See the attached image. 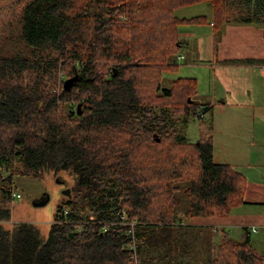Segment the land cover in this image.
<instances>
[{"label": "trees", "instance_id": "obj_1", "mask_svg": "<svg viewBox=\"0 0 264 264\" xmlns=\"http://www.w3.org/2000/svg\"><path fill=\"white\" fill-rule=\"evenodd\" d=\"M203 3L218 36L226 23H264V0L12 1L17 48L0 47V264H264L248 228L201 251L182 247L194 234L177 242L175 225L248 203L247 179L214 160L212 120L196 119L195 143L178 129L200 107L211 115L197 80L162 83L178 67L180 28L210 23L177 12ZM16 176L71 189L47 233L11 223Z\"/></svg>", "mask_w": 264, "mask_h": 264}, {"label": "crops", "instance_id": "obj_2", "mask_svg": "<svg viewBox=\"0 0 264 264\" xmlns=\"http://www.w3.org/2000/svg\"><path fill=\"white\" fill-rule=\"evenodd\" d=\"M203 4L207 8L201 9L208 13L210 23L179 30L183 45L178 60L186 72L181 77L197 80V101L208 105L213 114L214 160L230 165L247 179L248 203L229 217L194 218L190 225L195 227L177 228L184 231L177 242L190 234L198 237L192 246L182 243V247L197 251L208 248L215 237L225 232L234 237L243 228L255 226L259 231L254 235L264 233V201H254L257 194L252 189L264 186V23H226L218 36L212 23L213 10ZM199 133L200 130L198 139ZM184 134L193 140L192 128L185 129ZM252 242L264 250V237L255 243L252 236ZM204 261L200 257L193 264H206Z\"/></svg>", "mask_w": 264, "mask_h": 264}, {"label": "rangeland", "instance_id": "obj_3", "mask_svg": "<svg viewBox=\"0 0 264 264\" xmlns=\"http://www.w3.org/2000/svg\"><path fill=\"white\" fill-rule=\"evenodd\" d=\"M12 1L17 3V0H7L6 2L5 1L0 2V4L3 5L2 6L3 8L0 9V20L4 24V25L0 24V47L3 46L5 50L8 51L12 49L15 52L17 48V35H18L17 27H16L17 26V22H16L17 16L15 15V13H17V8L15 6H11ZM201 8L206 9L207 7L205 4H203L201 5V7L192 6V7L184 8V9H181L179 12H177L176 15L179 18H183V17L192 18V17H198V16L206 17L207 16L206 14L208 13ZM212 22H214V17H213ZM8 39L9 40L14 39V40L10 43H7ZM180 64L181 63L179 61L177 63L178 65L177 70L175 72H166L163 74L164 79L162 83L164 84L165 88H171L174 80L183 78L181 76L186 75V72L182 70L183 67H180ZM196 99L198 98L196 97ZM217 114L218 112L216 111V116ZM211 119L213 123V114L211 115ZM186 124L187 125H184L183 123L182 125V123H179L178 124L179 131L182 134H184L185 129L187 130V128H192L191 136L193 140L191 142H194V143L197 142L198 132L200 130V123L195 118H191L188 120ZM195 134H196V137H194ZM59 180L61 181V179ZM14 187L19 190L18 193H20L22 197L20 199L15 200V202L11 205V207H13V212H12L13 219L11 223L24 221V220L29 221V222H34V223L39 224L42 230L45 233H47L49 231L50 224L54 220L57 207L60 204H62L65 199V196L63 195L62 191L68 187L65 186V184H58L56 179H54L51 176L45 177L43 179H37V178L29 177V176H16L14 179ZM62 187H64L63 190H62ZM252 189L257 194V197L254 198V201L256 202L264 201V186L263 187L255 186V187H252ZM45 193H48L50 195V201L44 206H40V207L34 206V204L37 203V201H39V199L42 198ZM188 204L189 203L187 200H183L182 207L178 211V212H181L182 217L184 216L183 213L185 212ZM91 218L92 220L95 219L93 215L91 216ZM210 218H218V217H210ZM133 223L135 222H132V224ZM187 223H192V219L182 222L183 225L177 224L175 226L176 228H183V227H186ZM250 230L252 233H254L253 229L250 228ZM216 231H220L219 227H216ZM258 231L259 230L257 228L256 233H258ZM183 232L184 231H178V234H182ZM241 234L242 232L239 235L237 234L236 236H234V238L238 240ZM254 234L252 236L255 240V243L258 239H261L264 237V233L261 231L257 235H254ZM224 238H227V237H224L223 234L219 235L218 238L215 237V240L213 239V242L216 245H219L222 243ZM257 250L260 251L262 254H264V250H261L260 248Z\"/></svg>", "mask_w": 264, "mask_h": 264}, {"label": "water", "instance_id": "obj_4", "mask_svg": "<svg viewBox=\"0 0 264 264\" xmlns=\"http://www.w3.org/2000/svg\"><path fill=\"white\" fill-rule=\"evenodd\" d=\"M77 79H78V76H75L73 78L67 79L64 82V89L67 90V91L70 90L74 86V84L77 81ZM189 102L192 103L191 100H189ZM78 111H79V114H82V104L78 105ZM154 137H157V135L155 134ZM157 141L159 142L160 139H157ZM56 181H57L58 184H64V182L60 181L59 179H56ZM62 193H63L64 196L71 197V189L70 188L64 189L62 191ZM49 201H50V195L48 193H45L43 195V197L40 198L39 201H37V203L34 204V206H36V207L44 206ZM75 235H76V233H71L70 237H74Z\"/></svg>", "mask_w": 264, "mask_h": 264}, {"label": "built area", "instance_id": "obj_5", "mask_svg": "<svg viewBox=\"0 0 264 264\" xmlns=\"http://www.w3.org/2000/svg\"><path fill=\"white\" fill-rule=\"evenodd\" d=\"M262 70L264 71V66H263ZM209 115H210L209 112H208V111L206 112V109H205L204 107H200V108L198 109V112H197V114H196L195 119H197V118H198V119H208ZM11 192H12V197H13L15 200H17V199H19V198L21 197V194L18 193V192H15L14 190H11ZM116 217H117V220H118L119 222H126V221H127V213H126L125 211H117V212H116ZM91 219H92V218H91ZM113 222H114V221H113ZM252 229H253V232H254V233L257 232V227L253 226ZM78 230H79V231H82L83 228H82V227H79ZM131 248L134 249V245H131ZM133 257H134V256H132V258H133Z\"/></svg>", "mask_w": 264, "mask_h": 264}, {"label": "flooded vegetation", "instance_id": "obj_6", "mask_svg": "<svg viewBox=\"0 0 264 264\" xmlns=\"http://www.w3.org/2000/svg\"><path fill=\"white\" fill-rule=\"evenodd\" d=\"M64 189V187H62V190Z\"/></svg>", "mask_w": 264, "mask_h": 264}, {"label": "bare ground", "instance_id": "obj_7", "mask_svg": "<svg viewBox=\"0 0 264 264\" xmlns=\"http://www.w3.org/2000/svg\"><path fill=\"white\" fill-rule=\"evenodd\" d=\"M127 213V212H126Z\"/></svg>", "mask_w": 264, "mask_h": 264}]
</instances>
